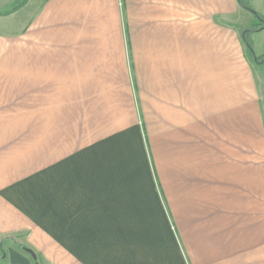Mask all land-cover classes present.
Returning <instances> with one entry per match:
<instances>
[{"label":"crops","instance_id":"0c3cea01","mask_svg":"<svg viewBox=\"0 0 264 264\" xmlns=\"http://www.w3.org/2000/svg\"><path fill=\"white\" fill-rule=\"evenodd\" d=\"M8 7L0 68L20 51L21 79H0V264H264L255 15L239 0Z\"/></svg>","mask_w":264,"mask_h":264},{"label":"rangeland","instance_id":"374dc122","mask_svg":"<svg viewBox=\"0 0 264 264\" xmlns=\"http://www.w3.org/2000/svg\"><path fill=\"white\" fill-rule=\"evenodd\" d=\"M27 2L28 0H0V9L3 7L5 8V6L6 7L9 6L8 7L9 9L10 8L13 9L16 6L22 3L26 4ZM262 3H264V0H262ZM10 14H5V15H10ZM260 33H262V31H260ZM250 40H251V37H250ZM3 56H4V60L7 66L5 68H0V79H21L20 51H8L7 50L3 53ZM258 57L259 58L264 57V55H260ZM261 68H262L260 69L261 76L264 77V65H262Z\"/></svg>","mask_w":264,"mask_h":264},{"label":"trees","instance_id":"16d2710c","mask_svg":"<svg viewBox=\"0 0 264 264\" xmlns=\"http://www.w3.org/2000/svg\"><path fill=\"white\" fill-rule=\"evenodd\" d=\"M251 1H253V0H239L240 5L244 9L252 12L255 15V17L259 20L258 25H256V26L252 27L251 29H249L246 32V35H245L247 44H249V46L252 48V44H251L250 37H251L252 34H254V33H256V32H258V31H260V30L263 29V27H264V19H263V17L259 13L255 12L253 10V8L251 6ZM23 5H24V3H22V4H20V5L16 6V7H14L10 11L6 12L5 14L13 13L14 11L18 10L19 8H21ZM263 59H264V57H260V58L258 57V60L259 61H262Z\"/></svg>","mask_w":264,"mask_h":264},{"label":"water","instance_id":"95a60500","mask_svg":"<svg viewBox=\"0 0 264 264\" xmlns=\"http://www.w3.org/2000/svg\"><path fill=\"white\" fill-rule=\"evenodd\" d=\"M252 13V12H251ZM248 31V30H247ZM247 31H244L243 32V39L245 40V42H246V38H245V35H246V32ZM246 44H247V42H246ZM248 45V47H249V49H250V52H251V54H252V56H253V59H254V61L256 62V63H258V64H263L264 63V59L262 60V61H259L258 60V57H257V55L255 54V52H254V50H253V48H251L250 46H249V44H247ZM33 255V254H32ZM34 256V255H33Z\"/></svg>","mask_w":264,"mask_h":264}]
</instances>
